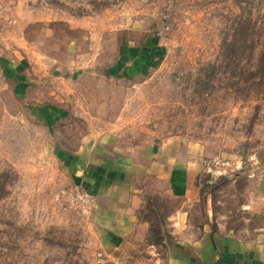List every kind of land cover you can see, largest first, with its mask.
Returning a JSON list of instances; mask_svg holds the SVG:
<instances>
[{"label": "rangeland", "instance_id": "374dc122", "mask_svg": "<svg viewBox=\"0 0 264 264\" xmlns=\"http://www.w3.org/2000/svg\"><path fill=\"white\" fill-rule=\"evenodd\" d=\"M161 147L198 157L200 198L133 179L149 235L111 258L97 183ZM263 184L264 0H0V264H167L164 234L205 227L252 240Z\"/></svg>", "mask_w": 264, "mask_h": 264}, {"label": "crops", "instance_id": "0c3cea01", "mask_svg": "<svg viewBox=\"0 0 264 264\" xmlns=\"http://www.w3.org/2000/svg\"><path fill=\"white\" fill-rule=\"evenodd\" d=\"M190 152L161 147L153 155H143L144 161L137 164L123 158L113 167L128 179L107 178L97 183L95 221L105 252L111 258L125 254L135 236L145 239L149 235V223L139 218L146 192L133 179L154 177L169 184L166 193L170 198L180 197L186 203L199 200L197 176L201 164ZM260 190L264 192V184ZM181 215L171 219L173 228L180 226L182 230L186 219L185 214ZM175 234L163 235L167 264H264V231L252 240L218 234L208 227L194 240L176 238Z\"/></svg>", "mask_w": 264, "mask_h": 264}]
</instances>
